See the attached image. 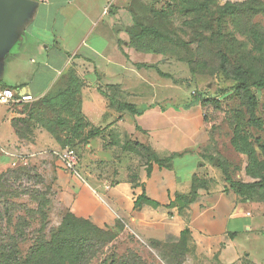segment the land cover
I'll use <instances>...</instances> for the list:
<instances>
[{"label": "crops", "instance_id": "1", "mask_svg": "<svg viewBox=\"0 0 264 264\" xmlns=\"http://www.w3.org/2000/svg\"><path fill=\"white\" fill-rule=\"evenodd\" d=\"M24 1L30 7L0 41V89L39 100L74 72L87 133L97 135L85 147L92 168L82 164L73 173L53 155L64 149L56 137L26 112L32 102L0 104V169L30 156L28 163L51 177L61 215L119 228V236L139 239L161 260L176 259L182 247V264H264V227L235 191L213 180L197 150L202 122L192 108L138 101L137 85H156L146 68L136 67L149 55L130 45L141 0ZM105 94L146 110L120 112ZM141 146L171 161L149 163ZM194 178L206 187L181 210L177 202L190 196Z\"/></svg>", "mask_w": 264, "mask_h": 264}, {"label": "rangeland", "instance_id": "2", "mask_svg": "<svg viewBox=\"0 0 264 264\" xmlns=\"http://www.w3.org/2000/svg\"><path fill=\"white\" fill-rule=\"evenodd\" d=\"M140 7V21L172 41L146 39V49L164 53H145L149 56L142 65L148 72L149 82L154 81L156 85H137L138 101L157 100L164 105L173 104L178 110L192 108L202 122V140L197 150L213 173V180L229 189L234 185L233 190L246 209L264 227V91L250 86L256 101L253 110L245 93L237 89L241 77L246 76L252 84L264 75V0H141ZM157 70L170 77L159 75ZM67 83L64 80L49 99L25 105L26 112L34 115L39 126L64 121V126L56 123L54 127L58 126L61 137L69 135L80 118L86 117L79 97L81 91L76 96L80 105L65 108L52 101L67 89ZM192 103L195 104L185 108ZM89 124L83 123L85 136ZM86 145L75 142L70 147L77 152L79 165L91 169ZM21 167L30 170L32 180L19 182L9 191L12 196L0 199V209L4 211L7 202L15 223L19 222L18 228H23L26 236L20 249L28 253L35 239L49 237L59 229L65 215L53 203L52 179L42 166L11 165L0 169V176ZM114 236L115 231L102 241ZM117 239L106 243L89 264H112L121 259L130 264H181L183 261L180 248L175 251L176 259L165 261L131 235Z\"/></svg>", "mask_w": 264, "mask_h": 264}, {"label": "trees", "instance_id": "3", "mask_svg": "<svg viewBox=\"0 0 264 264\" xmlns=\"http://www.w3.org/2000/svg\"><path fill=\"white\" fill-rule=\"evenodd\" d=\"M140 18H142V14L134 19L133 25L128 29L131 47L141 53H164V51L159 52L157 50L146 49V39L152 38L162 41L172 40L162 34L158 29L147 26L146 24L141 22ZM136 67L141 68L145 66L142 64H137ZM157 71L159 75L163 77H170L160 70ZM67 82V89L60 92L59 96L53 98L52 101L57 102L65 108L67 106H71L72 104L79 103L80 105V101H78L76 98L77 94L81 91L82 84L80 80L77 78L74 72H70L67 77ZM251 85L264 91V75L255 80V82L252 84H250L246 76H243L240 78L239 86L237 87L238 90H241L245 93L247 100L252 105V108L254 110L256 101L255 97L250 91ZM54 93L55 91H52L44 98L49 99L48 97L52 96V94ZM105 95L109 98L111 104L113 106H116L118 111L120 112L129 111L133 115L140 116L146 110L145 108H138L133 104L120 103L115 98H112L107 94ZM194 104L195 103L186 105L185 108H189ZM30 115L34 117L32 113H30ZM80 119L82 120H79L75 124L72 132L65 137H61L57 133L58 126L54 128L57 125L56 123H58V125L64 126V121L49 122V126H46V128H48V130L51 131V133L56 137V141L61 145L62 148H64L65 146H69V148H72L70 146H72V144H74L75 142H82L86 145L94 136L97 135V131L90 130L85 136V134L83 133L85 127L83 126V123H85L86 121L84 118ZM141 149V155L144 156L149 163L155 162L159 165H166L171 161V159L160 160L157 154L153 152L149 147L141 146ZM31 180L32 177L30 175V170L22 167L16 170L9 171V174L1 175L0 199L12 196L9 191H13L15 186L19 182L29 183ZM228 180L229 179L227 178V183ZM202 187H206V183L198 178H194L193 191L190 196L186 198L180 197L179 201L177 202V204H179V206L181 207V210L188 207L196 199L198 195V189ZM230 187L234 189V185L231 184ZM143 199H139V201L137 202V206L142 202ZM6 203L5 210L2 211L0 209V264H89V262L94 257H96L97 254H99L100 249L105 247L106 243H112L119 236V228L112 230H103L87 220L79 219L71 213H66L63 222L57 231L51 232V236L49 237L42 236L37 240L35 239V242L28 250V253H23L19 245L26 241V236L23 232L24 229L18 228L19 222L15 223L12 211L10 207H8L9 205ZM113 231H115V236L113 238H110L109 241H102V238L105 239L106 236L112 235ZM187 234L188 231H185V233L183 234V240L184 238H186ZM177 248L181 249L180 255L183 260V249L182 247ZM112 264L130 263H128L126 259H121L117 262H113ZM134 264L142 263L138 262Z\"/></svg>", "mask_w": 264, "mask_h": 264}, {"label": "built area", "instance_id": "4", "mask_svg": "<svg viewBox=\"0 0 264 264\" xmlns=\"http://www.w3.org/2000/svg\"><path fill=\"white\" fill-rule=\"evenodd\" d=\"M107 12L108 10L105 13ZM33 101H35V98L31 95L18 96L13 89H10V88L0 89V104L8 105V104H12L15 102L28 103V102H33ZM53 155L58 157L62 161L64 167L68 171L73 172V173L77 172V168L79 165V157H78L77 152L74 149L67 147L61 151L54 153ZM29 159H30V156H19L13 165L14 166L18 164L26 165L28 164Z\"/></svg>", "mask_w": 264, "mask_h": 264}, {"label": "water", "instance_id": "5", "mask_svg": "<svg viewBox=\"0 0 264 264\" xmlns=\"http://www.w3.org/2000/svg\"><path fill=\"white\" fill-rule=\"evenodd\" d=\"M30 5L24 0H0V41L9 30L12 22H15Z\"/></svg>", "mask_w": 264, "mask_h": 264}]
</instances>
